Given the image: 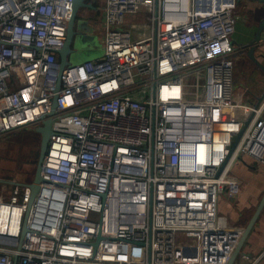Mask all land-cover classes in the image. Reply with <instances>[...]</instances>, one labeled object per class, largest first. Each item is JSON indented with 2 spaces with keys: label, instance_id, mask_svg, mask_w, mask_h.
Instances as JSON below:
<instances>
[{
  "label": "built area",
  "instance_id": "1",
  "mask_svg": "<svg viewBox=\"0 0 264 264\" xmlns=\"http://www.w3.org/2000/svg\"><path fill=\"white\" fill-rule=\"evenodd\" d=\"M96 9L104 51L60 74L74 0H0V139L57 95L33 200L35 173L0 198V264H227L243 229L221 196L245 157L264 167V98L237 99V0Z\"/></svg>",
  "mask_w": 264,
  "mask_h": 264
},
{
  "label": "crops",
  "instance_id": "2",
  "mask_svg": "<svg viewBox=\"0 0 264 264\" xmlns=\"http://www.w3.org/2000/svg\"><path fill=\"white\" fill-rule=\"evenodd\" d=\"M237 12L239 15H237L236 28L231 37V43L236 52L234 57V75L238 83L236 91H238L239 88L242 89L243 102L257 104L259 96L264 92V30L261 33L260 39L256 40L260 23L264 18V3L259 0H237ZM98 19L101 22L100 13ZM252 47L254 49V56L262 67L254 63L248 56ZM252 100L254 102H252ZM252 160L253 159L250 157H245L243 163L236 165L235 173L240 179L242 186H244V189L242 192L240 190L239 194L235 197H230L229 194L225 192L223 196H221L218 210L220 217L222 216L223 218L226 217L229 219L238 213V223L243 224L244 228L252 216L250 212L254 207L253 204H256L255 198L258 196V193H260L261 187L264 184V167L259 165L256 161V163L253 164L255 167H250L248 162ZM256 167H258V169H256ZM245 183L246 185H244ZM244 228L242 229L244 230ZM263 251L264 212L260 216L245 247L233 264H248L251 260H255Z\"/></svg>",
  "mask_w": 264,
  "mask_h": 264
},
{
  "label": "rangeland",
  "instance_id": "3",
  "mask_svg": "<svg viewBox=\"0 0 264 264\" xmlns=\"http://www.w3.org/2000/svg\"><path fill=\"white\" fill-rule=\"evenodd\" d=\"M97 1V2H96ZM96 2L95 8L91 9L89 5ZM86 6L78 9L75 21V40L73 44V51L70 53L68 60L74 62L80 59H86L91 56H96L104 51L105 32L99 27L98 5H105V0H85ZM236 14H238L236 10ZM93 15V16H91ZM95 16V17H94ZM144 15H135L131 17L132 23L143 21ZM238 19V18H237ZM242 89L237 91V99L242 100ZM252 102H254L252 100ZM22 143L7 140L3 138L0 140V198L7 199L11 193L13 182L20 178H29L34 174L36 169L37 157L39 154L40 136L35 132V127H29L21 136ZM20 138V137H19ZM19 140V139H18ZM28 157L31 160H28ZM258 169V167H256ZM259 173V172H257ZM246 185V183L244 184ZM244 186H242L241 192ZM264 191V184L261 187L260 193L255 198L256 204L250 214L257 206L262 193ZM222 217V216H221ZM223 218V217H222ZM229 227L244 228L243 224L238 223V213L232 217L223 218ZM242 223V222H241Z\"/></svg>",
  "mask_w": 264,
  "mask_h": 264
},
{
  "label": "water",
  "instance_id": "4",
  "mask_svg": "<svg viewBox=\"0 0 264 264\" xmlns=\"http://www.w3.org/2000/svg\"><path fill=\"white\" fill-rule=\"evenodd\" d=\"M260 2L264 3V0H259ZM82 6H86L85 0H74V12H73V16L69 21L68 24V28H67V38H66V42L63 46V48L58 52L59 53V62H60V74L61 71L64 69V67L69 64V60L68 57L70 55V53L73 51V44H74V40H75V21H76V16H77V12L78 9ZM91 7V9H93L94 7L92 5H89ZM264 30V18L262 19L261 23H260V28L256 37V40H259L261 37V33ZM248 56L250 57V59L256 63L258 66L262 67L260 62L258 60H256L255 56H254V49L253 47L250 49ZM91 58V57H89ZM88 59V58H86ZM83 60V59H81ZM264 69V68H263ZM60 89V81L58 82L55 91H59ZM264 98V94L261 98H259L257 105L262 101V99ZM56 99H57V95L53 96V104H52V108L51 111L48 114V118L45 119L42 124L40 126H38L37 128H35V131L39 134L40 136V145H39V154L37 157V163H36V169H35V183L31 185V201L33 200L37 190L39 189V182L41 180V164L42 161L45 157V154L47 152V148H48V144H49V139H50V135H51V124H52V119L51 116H53V114L55 113L56 110ZM240 135L234 140L233 146H232V150L235 148L238 140H239ZM264 212V193L261 197L260 202L258 203L255 211L253 212L249 222L247 223L246 227L243 230V233L229 259V262L227 264H233L238 255L241 253L242 249L245 247L248 239L250 238L253 230L256 227V224L258 223V220L260 218V216L263 214ZM26 231V226H23V230L22 232L24 233Z\"/></svg>",
  "mask_w": 264,
  "mask_h": 264
},
{
  "label": "trees",
  "instance_id": "5",
  "mask_svg": "<svg viewBox=\"0 0 264 264\" xmlns=\"http://www.w3.org/2000/svg\"><path fill=\"white\" fill-rule=\"evenodd\" d=\"M28 128H24V129H20V130H18V131H15V132H12V133H10V134H8V135H6L5 137H3V138H7V140L6 141H8V140H10L11 139V141L12 140H14L15 142H18V143H22L23 142V140H26V139H22V135L24 134V132L27 130ZM20 137V138H19ZM3 138H1L0 140H2ZM19 139V140H18ZM248 162V161H247ZM254 163H256L254 160H252V161H249L248 162V165L250 166V167H252V168H254L255 167V165H253ZM254 211V210H253ZM253 214V212L251 213V215ZM250 217V216H249Z\"/></svg>",
  "mask_w": 264,
  "mask_h": 264
},
{
  "label": "flooded vegetation",
  "instance_id": "6",
  "mask_svg": "<svg viewBox=\"0 0 264 264\" xmlns=\"http://www.w3.org/2000/svg\"><path fill=\"white\" fill-rule=\"evenodd\" d=\"M30 158H32V157H28V160H31Z\"/></svg>",
  "mask_w": 264,
  "mask_h": 264
}]
</instances>
